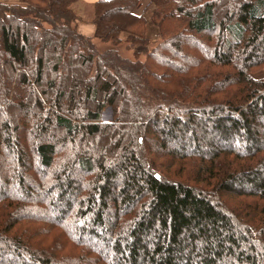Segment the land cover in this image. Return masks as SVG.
I'll use <instances>...</instances> for the list:
<instances>
[{
  "label": "trees",
  "instance_id": "trees-1",
  "mask_svg": "<svg viewBox=\"0 0 264 264\" xmlns=\"http://www.w3.org/2000/svg\"><path fill=\"white\" fill-rule=\"evenodd\" d=\"M77 1H0V264H264V0Z\"/></svg>",
  "mask_w": 264,
  "mask_h": 264
},
{
  "label": "rangeland",
  "instance_id": "rangeland-1",
  "mask_svg": "<svg viewBox=\"0 0 264 264\" xmlns=\"http://www.w3.org/2000/svg\"><path fill=\"white\" fill-rule=\"evenodd\" d=\"M0 1H6V2H17V0H0ZM147 0H144L143 2H146ZM94 2L95 0H78L74 6H73V10L75 11V13L77 15L80 16V19L81 21L85 22L86 23H90L91 24V19L93 17V13H94ZM146 16L148 17L149 15L146 14ZM149 26V30H148V35L151 37V40L149 42V45L148 47H151L154 43H155V40L156 37L154 36L153 31H154V27L152 26L151 23L148 24ZM88 27H92V25L88 26ZM90 32V31H89ZM124 37V36H122ZM123 39V38H122ZM93 42L96 46L97 49L99 50H104L108 47H112V45L109 43V42H105V41H102L96 37L93 38ZM117 51L125 56V57H129V58H132L134 56V52H133V49L132 48H128L127 47V44L122 41L118 47L116 48ZM139 50H143L144 48H138ZM140 57H142V55H140ZM255 77H262L264 76V68L255 72L253 74ZM103 119L104 120H108L109 119V113L108 111H106L103 115Z\"/></svg>",
  "mask_w": 264,
  "mask_h": 264
},
{
  "label": "crops",
  "instance_id": "crops-1",
  "mask_svg": "<svg viewBox=\"0 0 264 264\" xmlns=\"http://www.w3.org/2000/svg\"><path fill=\"white\" fill-rule=\"evenodd\" d=\"M96 1V0H95ZM77 29H78V31L79 32H81L82 34H85V35H92L93 34V32H94V25H93V23L91 22V24L90 23H86L85 24V22H83V21H81V20H77ZM91 26L92 25V27L90 28V27H88V26ZM90 31V32H89Z\"/></svg>",
  "mask_w": 264,
  "mask_h": 264
}]
</instances>
